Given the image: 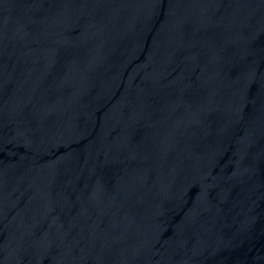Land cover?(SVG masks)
Wrapping results in <instances>:
<instances>
[{
	"label": "water",
	"instance_id": "water-1",
	"mask_svg": "<svg viewBox=\"0 0 264 264\" xmlns=\"http://www.w3.org/2000/svg\"><path fill=\"white\" fill-rule=\"evenodd\" d=\"M0 264H264V0H0Z\"/></svg>",
	"mask_w": 264,
	"mask_h": 264
}]
</instances>
